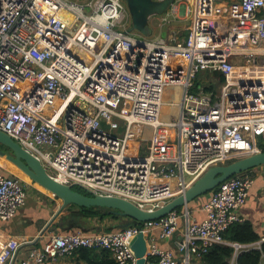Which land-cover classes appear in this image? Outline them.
I'll return each mask as SVG.
<instances>
[{"label":"built area","instance_id":"built-area-1","mask_svg":"<svg viewBox=\"0 0 264 264\" xmlns=\"http://www.w3.org/2000/svg\"><path fill=\"white\" fill-rule=\"evenodd\" d=\"M126 9L125 0H0V131L58 182L156 210L211 167L261 151L264 0H192L184 40L126 33ZM204 72L220 75V90L197 86ZM170 89L178 100L166 103ZM254 182L247 173L223 182L201 222L176 210L121 231L55 233L19 264H55L83 248L138 264L131 244L140 233L145 264H204L215 245L232 247L235 264L264 243L224 238L243 222ZM27 197L20 179L0 174V220L13 219ZM181 223L178 253L160 247L153 232L170 240ZM21 245L2 244L0 264H14Z\"/></svg>","mask_w":264,"mask_h":264},{"label":"water","instance_id":"water-1","mask_svg":"<svg viewBox=\"0 0 264 264\" xmlns=\"http://www.w3.org/2000/svg\"><path fill=\"white\" fill-rule=\"evenodd\" d=\"M84 1V0H82ZM177 0H125L130 16L131 26L126 33H145L153 35L150 24L152 17L162 16L171 10ZM147 36V37H148ZM0 158L15 165L33 182L59 198L62 205L53 215L42 231L53 233L63 226L62 214L70 206L108 208L111 215H118L129 221L146 223L159 220L178 210L186 209L189 204L201 197L210 198L211 193L223 182L247 171L264 165V151L257 154L234 160L232 162L211 167L187 191L156 210H144L134 203L118 197L91 196L88 190L85 193L75 190L55 180L44 167L43 163L25 150L11 136L0 131ZM58 219L57 223L56 220ZM58 226H53L54 224ZM55 224V225H56ZM138 258V264H145L147 252V239L144 233L135 237L131 244Z\"/></svg>","mask_w":264,"mask_h":264},{"label":"crops","instance_id":"crops-1","mask_svg":"<svg viewBox=\"0 0 264 264\" xmlns=\"http://www.w3.org/2000/svg\"><path fill=\"white\" fill-rule=\"evenodd\" d=\"M191 11L192 6L189 10V13H187L185 16V19H187L188 23L187 26L184 27V29H186L187 31L185 33V35L187 34L186 37H183L184 39L187 38L189 30L191 28ZM179 18V15L171 18L169 14H165L164 16H162L161 20L156 21L158 23L161 21L162 23L160 25L158 23L155 24V22L151 19L150 24L153 28V34L155 37L148 39L163 38L166 40H171L174 39V37L178 38L176 37V35L184 26L183 24H181V22H179ZM127 25L130 26L129 24ZM163 26L167 27V32L164 30ZM157 27H159V29ZM221 82V78L217 74L204 72L199 76L197 86L201 89H204L205 91H208V88L212 86L214 87V89H216L215 85H221ZM205 83H208V85H206ZM173 90L174 89H170L167 91L165 98L166 103L171 102L172 100H178V96L173 95ZM175 91V93H177L178 90L175 89ZM0 174L20 179L28 190L27 203L19 209L16 216L9 221L0 220V247L10 238L18 239L22 245L20 248V256L17 258L14 264H19L20 258H24L32 248H41L46 240L55 233L62 234L60 229H57L53 233L47 232L42 235L43 229L60 208L62 202L53 194H51L47 190H44L37 183L33 182L15 165L3 158H0ZM22 174L25 176V178L21 176ZM247 174L250 175L255 182L250 190L248 201L242 207L240 213L243 217V222L251 223L255 229V232L258 233L262 238H264V165L250 170L249 172H247ZM207 200V197H201L196 201L190 203L188 208L184 210H188L189 212H191L193 219L201 222L206 217L201 208ZM57 221L58 219L56 220V223ZM104 223H101L99 220H92L91 225L93 227H100L99 231L93 232H105ZM55 224L53 226H55ZM182 234V223L181 229L176 233L174 238L170 240H162L160 238L159 230L153 232V235L157 238V242L160 247L172 250L175 253H178V241L181 240ZM55 264H85V262L82 259H79V255L76 254L73 257L62 258ZM261 264H264V260L261 261Z\"/></svg>","mask_w":264,"mask_h":264},{"label":"trees","instance_id":"trees-1","mask_svg":"<svg viewBox=\"0 0 264 264\" xmlns=\"http://www.w3.org/2000/svg\"><path fill=\"white\" fill-rule=\"evenodd\" d=\"M212 89H214L213 86L208 88V91ZM258 143L261 151H264V139L260 140ZM75 190L85 193V191L80 188H75ZM183 210V208L178 209L179 212H182ZM109 211L110 209L108 208H86L70 205L61 216L63 226L59 229L62 233H71L77 229H81L85 232L99 231L100 227H93L91 221L99 220L101 223H104L107 219L115 221L116 225L112 228H105V232L121 231L128 227L142 225V223L129 221L118 215H111ZM55 226H58V224ZM224 238L228 242H238L241 244L254 243L262 239V237L255 232L253 225L249 222L233 224L224 233ZM233 253L234 249L228 245H215L204 255L203 262L205 264H230ZM263 254L264 243L262 244L261 250L253 249L241 253L235 264H261ZM77 255H79V259H82L85 264H116L110 250L107 249L83 248L77 252Z\"/></svg>","mask_w":264,"mask_h":264},{"label":"rangeland","instance_id":"rangeland-1","mask_svg":"<svg viewBox=\"0 0 264 264\" xmlns=\"http://www.w3.org/2000/svg\"><path fill=\"white\" fill-rule=\"evenodd\" d=\"M191 6H192V0H177L176 1V3H175V5H174V7L171 9V10H169L168 11V13L167 14H169L170 15V17L171 18H174V16H180V18L178 19L179 20V22H181V24H183L184 26L180 29V31L178 32V34L176 35V37H178V38H176V39H178V40H180V39H184L183 37L185 36L186 37V35H185V33L187 32L186 31V29H184V27H186L187 26V23H188V21H187V19H185V16H186V14L187 13H189V10L191 9ZM162 16H164V15H162ZM162 16H155V17H152V20L155 22V24L156 23H158V22H156V21H158V20H161L162 19ZM126 20H127V24H129V25H131V16H130V13H129V10H128V7H127V9H126ZM162 22L160 21L158 24L160 25ZM167 27H168V25H167ZM167 27L166 26H163V28H164V30L166 31L167 30ZM158 29H159V27H157ZM167 32V31H166ZM137 35H141L142 37H146V38H154L155 36H154V34L152 35V36H148L147 34H145V33H136ZM148 36V37H147ZM157 37H159V36H157ZM175 38V37H174ZM257 61H262V59H258ZM206 85H208V83H205ZM216 86V89L217 90H220V88H221V85L220 84H218V85H215ZM146 129V131L149 133V135H148V137H150V134H151V129L150 128H145ZM262 139H264V137L263 138H260L259 140H258V142H260V140H262ZM172 143H178V140L177 139H175V140H173L172 141ZM146 144V143H145ZM22 177H24L25 178V176L22 174L21 175ZM60 200V199H59ZM105 225V228H112V227H115V225H116V222L115 221H113V220H110V219H107L106 221H105V223H104Z\"/></svg>","mask_w":264,"mask_h":264},{"label":"bare ground","instance_id":"bare-ground-1","mask_svg":"<svg viewBox=\"0 0 264 264\" xmlns=\"http://www.w3.org/2000/svg\"><path fill=\"white\" fill-rule=\"evenodd\" d=\"M69 19H71V18H69ZM176 91H175V89H174V94H177V93H175ZM173 94V95H174ZM175 96V95H174ZM169 112V109H168V107L165 105V107H164V115H166L167 113ZM44 189V188H43ZM45 190V189H44Z\"/></svg>","mask_w":264,"mask_h":264},{"label":"flooded vegetation","instance_id":"flooded-vegetation-1","mask_svg":"<svg viewBox=\"0 0 264 264\" xmlns=\"http://www.w3.org/2000/svg\"><path fill=\"white\" fill-rule=\"evenodd\" d=\"M131 26V25H130ZM130 26H129V28H130Z\"/></svg>","mask_w":264,"mask_h":264}]
</instances>
